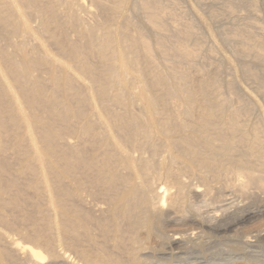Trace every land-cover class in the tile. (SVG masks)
Here are the masks:
<instances>
[{"label": "bare ground", "instance_id": "6f19581e", "mask_svg": "<svg viewBox=\"0 0 264 264\" xmlns=\"http://www.w3.org/2000/svg\"><path fill=\"white\" fill-rule=\"evenodd\" d=\"M208 1L0 0V226L26 239L0 229V264H149L202 206L264 205V24Z\"/></svg>", "mask_w": 264, "mask_h": 264}, {"label": "rangeland", "instance_id": "374dc122", "mask_svg": "<svg viewBox=\"0 0 264 264\" xmlns=\"http://www.w3.org/2000/svg\"><path fill=\"white\" fill-rule=\"evenodd\" d=\"M177 3H178V6L177 8L179 9V11L185 13V15L188 17V18H192L194 19V16H193V13L195 15V11H194V7H198L199 3L201 2H205V0H175ZM224 2V0H210L208 1L209 4H212L213 7L217 10L218 13L222 14V17H219L217 20H213V25L216 27V28H221V26H230L231 24L233 23H237L239 22V20H235L234 22L232 21L233 18L229 17L227 14H225L223 11H222V8H221V4ZM259 2V16H255V15H252L249 13L248 11V8L246 6V3H247V0L245 2V4L241 7V12L242 14L246 15V16H249V17H252V18H256L258 19L261 23L264 24V0H258ZM207 3V2H206ZM208 5V4H207ZM209 6V5H208ZM210 7V6H209ZM196 16V15H195ZM252 87V86H251ZM253 193V192H252ZM253 195H256L255 193H253L252 195H247L249 197H246V196H242V195H239L236 193L233 194L231 193V195H229L228 197V200L227 202L224 204L222 203V206H225L226 210H223V209H217V206H221L220 204H211V205H208V210L207 208L204 209V210H201L203 209L204 207L202 206L201 209H200V214L201 212H203V216L202 214L200 215V217L202 216L203 218L207 216L208 218H210L212 215L213 216H216L215 218V221H214V224L213 225H210L211 227L215 226L216 229H210L208 227V224L205 225V223H203V225L201 226L200 225H197L195 226L196 224H191V223H188L189 221L186 219V227L184 225V221L183 222H178L179 225L180 223L185 227H183L182 225H178V223L175 225H172V224H169L167 226L166 229L168 230H164L166 231L167 233H165L166 236H173L178 233L180 234H190V233H193L195 235H192V237L194 238L193 239V248H191V244H182L183 248L181 247H170V246H167L166 245V249L164 248L163 250L164 251H161L162 254L160 255L161 252H157L155 254L152 253V257L153 258V262H149V264H205V262L207 261L208 262H215L217 264H264V211H261V210H264V205H263V202H262V198L260 199V196L256 195V196H253ZM232 196V197H231ZM238 196V197H237ZM242 196V197H241ZM253 196V198L251 197ZM244 197V198H243ZM259 197V199L257 198ZM246 198V199H245ZM252 198V199H250ZM234 200V204H232V200ZM257 199V200H255ZM252 200V201H251ZM231 203H230V202ZM255 201H256V204H255ZM248 202V203H247ZM251 202V203H250ZM259 202V203H258ZM261 202V203H260ZM228 204H230L229 207ZM250 204V205H249ZM253 204V205H252ZM216 205V206H215ZM233 205V206H232ZM236 205V206H235ZM255 205V206H254ZM259 207H258V206ZM210 206V207H209ZM213 206V207H212ZM228 207V208H227ZM233 207V208H232ZM41 208H44V205H41ZM213 208V209H211ZM254 210H253V209ZM210 209V210H209ZM217 209V210H216ZM229 209V210H228ZM260 209V210H259ZM240 212H239V211ZM251 210V211H250ZM1 211V210H0ZM207 211V214H205V212ZM214 211V212H212ZM228 211V213H227ZM232 211V212H231ZM260 211L262 213H260ZM4 215H7V212L5 211H1ZM212 214H211V213ZM231 212V213H230ZM251 212V213H250ZM218 213V214H217ZM246 213V215H245ZM248 213V214H247ZM253 213V214H252ZM259 213V214H258ZM211 214V216H210ZM220 214V215H219ZM227 214V215H226ZM252 214V215H251ZM256 214V216H255ZM206 215V216H204ZM219 215V216H218ZM243 215V216H242ZM249 215V216H248ZM258 215V217H257ZM234 216V217H233ZM251 216V217H250ZM201 217V218H202ZM219 217V218H218ZM253 217V218H252ZM228 218V219H227ZM240 218V219H239ZM242 218V219H241ZM257 218V219H256ZM220 219V220H219ZM224 219V220H223ZM226 219V220H225ZM238 220V221H237ZM218 221V222H217ZM253 221V222H252ZM227 224H226V223ZM250 222V224L248 223ZM217 223V224H215ZM237 223V224H236ZM240 223V224H239ZM233 224V225H232ZM235 224V225H234ZM242 224V225H241ZM222 225V226H221ZM228 225V226H227ZM231 225V226H230ZM195 228H194V227ZM221 226V227H220ZM238 226V228H237ZM175 227V228H174ZM182 227V229H181ZM188 227V228H187ZM208 229H207V228ZM214 227V228H215ZM226 227V228H225ZM259 227H262L263 229L259 228ZM222 230H221V229ZM230 228V229H229ZM235 228V229H233ZM0 229H2L1 231H5L6 233H8L9 235H11V237L17 241H20V242H25L26 239L24 238L23 236V233L19 231V229L17 227H14V228H9V227H6L4 225L0 226ZM180 229V230H179ZM220 229V230H219ZM225 229V230H223ZM238 229V230H237ZM261 229V230H259ZM172 230V231H171ZM177 230V231H176ZM185 230V231H184ZM208 230V231H207ZM218 230V231H217ZM253 230V231H252ZM255 230V232H254ZM257 230V232H256ZM174 231V232H173ZM197 233H195V232ZM215 231V232H214ZM249 231V232H248ZM259 231V233H258ZM261 231V232H260ZM171 234H169V233ZM173 232V233H172ZM183 232V233H182ZM206 232V233H205ZM211 232V233H210ZM253 232V233H252ZM200 233V234H199ZM250 233V234H248ZM179 234V235H180ZM247 234V235H246ZM252 234V236H251ZM256 234V235H254ZM200 235V236H199ZM204 235V236H202ZM226 235V237H225ZM223 236V237H222ZM251 236V238L249 239V237ZM253 236H256V237H253ZM206 237V238H205ZM221 237V238H220ZM226 239H225V238ZM248 237V238H247ZM230 238V239H229ZM244 238H247L248 242L249 243V246L247 245L248 243L247 242V239H244ZM254 238V239H253ZM197 239V241H195ZM200 239V240H198ZM209 239V240H208ZM225 241H224V240ZM261 239V241H260ZM253 240V242H252ZM263 240V241H262ZM205 241V242H204ZM225 243H223V242ZM254 241L256 242V244L254 243ZM196 242V243H195ZM198 243V245L202 242V244H200L201 248L199 246L195 247L194 248V245H196ZM204 242V243H203ZM208 242V243H207ZM241 242V243H240ZM206 243V244H205ZM231 243V244H230ZM236 245H235V244ZM245 243V245L243 244ZM253 243V245H252ZM238 244V245H237ZM185 245V246H184ZM189 245V246H188ZM203 245V246H202ZM206 245V246H205ZM229 245V246H228ZM240 245V246H239ZM258 245V246H257ZM165 247V246H164ZM186 247V248H185ZM190 247V249H189ZM199 247V248H198ZM243 247V248H242ZM258 247V249H257ZM173 248V249H172ZM177 248V249H176ZM181 248V249H180ZM188 248V249H187ZM204 248V249H203ZM206 248V249H205ZM236 248V249H235ZM240 248V249H238ZM249 248V249H248ZM255 248V249H254ZM168 249V250H167ZM180 249V250H179ZM194 249V250H193ZM197 251H196V250ZM201 249V250H199ZM252 249V250H251ZM166 250V251H165ZM170 250V253L167 252ZM180 251V252H179ZM191 251V253H190ZM199 251V252H198ZM253 251V252H252ZM169 253V255L167 253ZM171 252H172V255H171ZM186 252V253H185ZM192 252L194 254H192ZM198 252V253H197ZM202 252V253H201ZM251 252V253H250ZM164 253V254H163ZM175 256H174V254ZM178 253V254H177ZM180 253V254H179ZM182 253V254H181ZM190 253V254H189ZM189 254V256H188ZM197 254V255H196ZM203 254V255H202ZM155 255H159L158 257L155 256ZM167 256V257H164V256ZM177 255V256H176ZM199 255V256H198ZM161 256V257H160ZM188 256V258H187ZM157 259H156V258ZM164 257V258H163ZM176 258L175 259H173ZM186 257V258H185ZM193 257V258H192ZM159 258V259H158ZM169 259V260H168ZM179 259V260H177ZM193 259V260H192ZM152 260V259H151ZM164 260V261H163ZM181 260V261H180ZM193 262H192V261ZM209 260V261H208ZM159 261V262H158ZM169 261V262H168ZM171 261V262H170ZM203 262V263H202Z\"/></svg>", "mask_w": 264, "mask_h": 264}]
</instances>
